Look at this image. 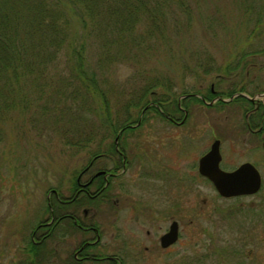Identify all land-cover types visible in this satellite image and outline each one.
Wrapping results in <instances>:
<instances>
[{"label": "rangeland", "instance_id": "1", "mask_svg": "<svg viewBox=\"0 0 264 264\" xmlns=\"http://www.w3.org/2000/svg\"><path fill=\"white\" fill-rule=\"evenodd\" d=\"M263 2L196 0L190 28L178 35L171 30L167 31L169 37L153 33L148 38L145 26H137L132 34L139 42L135 43V38L132 40L129 35L119 51H115L116 38L112 48L109 40H104L106 50L100 48V43L92 48L87 40L88 63L97 71L93 78L104 93L105 86H109L105 95L112 122L137 119L144 106L163 101L174 103L184 93L209 94L211 85L224 92L223 97L227 99L246 77L264 89ZM127 41L131 47H125ZM99 53L107 58L97 59ZM65 61L62 58L61 70L51 72V85L37 97L38 101L32 100L29 108L20 107L4 124V136L0 139V264H15L20 247L30 243L33 227L48 216L47 196L55 200L49 194L50 189L56 188L62 193L67 169H76L81 164V152L86 149L70 143L85 136L82 132L90 130L96 134L94 127L102 124L98 108L90 110L81 105L83 91L68 66H64ZM70 80L73 83L68 87L61 86ZM145 85L151 89L133 105V98ZM60 86L65 91L55 90ZM72 89L76 92H71ZM238 101L233 99L227 105L208 108L194 99L183 100L190 112L181 131L162 123L158 111L151 107L144 115L145 121L132 132L129 151L137 157L142 155L146 164L157 170L165 159L176 169L202 154L212 138L222 137L223 157L239 162L242 144L238 137ZM123 114L130 116L129 119H119ZM182 131L190 135L192 143L184 136L175 138L183 135ZM89 137L98 139V136ZM182 140L186 141L181 143ZM171 141L173 149L169 145ZM192 155L193 159L188 158ZM141 171L134 169L138 174ZM171 174L167 177H173ZM155 181L156 185L148 191L156 195L150 194L148 198L154 199L157 206L159 181ZM197 181L198 191L181 189L182 224L185 225L180 243L161 257L149 254L146 261L144 255V259L139 257L134 264H254L255 255L259 254L264 264V222L255 226L250 221L243 222L242 226L238 212L225 211L230 206L244 207L243 211L250 202H264V187L255 196L223 199L200 176ZM58 246L62 248L61 243ZM248 251L252 256L246 254Z\"/></svg>", "mask_w": 264, "mask_h": 264}, {"label": "flooded vegetation", "instance_id": "2", "mask_svg": "<svg viewBox=\"0 0 264 264\" xmlns=\"http://www.w3.org/2000/svg\"><path fill=\"white\" fill-rule=\"evenodd\" d=\"M253 82L246 77L227 99L223 97L224 92L215 90L211 85L209 94L189 92L174 103L163 101L146 105L137 119L117 121L113 134L97 135V142L92 146L94 149L81 152L83 160L79 167L67 169L62 193L56 188L50 189L49 194H53L55 200L51 201L50 195L47 196L48 216L33 227L30 243L20 247L15 264H134L144 255L149 261V254L156 253L161 257L173 251L180 243L185 225L182 224L181 189L184 188L185 192L189 191L188 188L198 191L200 176L215 190L213 183L199 172V161L216 140L221 157L219 167L223 171L232 172L248 163L260 176V186L254 193L225 197L215 190L217 195L233 199L259 194L264 187V89ZM187 99L197 100L201 106L208 108L227 105L233 99L239 100L238 137L242 150L238 152L237 159L241 161L223 157L222 137L212 138L210 144H205L202 154L176 169L165 159L157 170L147 165L142 155L137 157L129 151V139L145 121L144 115L151 107L158 111L162 123L169 124L172 130L181 131L190 112L189 105L182 103ZM181 133L183 135L175 137L177 140L183 136L190 139V135ZM188 141L191 142V139ZM202 144H199L201 148L204 147ZM169 145L174 148L173 141ZM188 158L193 159V155ZM135 168L138 172L143 169V172L138 174L134 172ZM169 173L173 177H167ZM155 180L159 181L158 208L155 200L148 198L150 194L156 195L148 191L156 185ZM138 192L143 196L136 195ZM203 202H206L205 198ZM242 209L244 207L230 206L225 211L238 212L242 226L243 222L250 221L254 226L264 222V202H250L245 210ZM60 243L62 248L58 246ZM246 254L252 256L250 251ZM260 260V254L255 255L254 264H262Z\"/></svg>", "mask_w": 264, "mask_h": 264}, {"label": "trees", "instance_id": "3", "mask_svg": "<svg viewBox=\"0 0 264 264\" xmlns=\"http://www.w3.org/2000/svg\"><path fill=\"white\" fill-rule=\"evenodd\" d=\"M195 3L196 0H0V139L11 114L20 107H31L32 100L38 101L37 97L51 85V72L61 70V60L66 58L64 66H68L83 91L81 105L90 110L98 108L102 123L94 127L96 134L82 132L85 136L70 144L92 149L97 141L89 136L113 134L118 124L107 112L109 86H105L104 93L93 78L97 71L88 63L86 41L92 48L100 43V48L106 50L104 40H109L112 48L116 38L115 51H119L129 35L139 42L132 32L142 25L148 38L153 33L169 37L167 31L171 30L178 35L192 26ZM130 45L127 41L125 47ZM115 51L109 50L113 54ZM99 58L107 57L99 53ZM69 83L73 82L66 81L61 86L68 87ZM61 86L55 90L65 91ZM146 86L133 98V105L151 89ZM129 117L123 114L119 119Z\"/></svg>", "mask_w": 264, "mask_h": 264}, {"label": "water", "instance_id": "4", "mask_svg": "<svg viewBox=\"0 0 264 264\" xmlns=\"http://www.w3.org/2000/svg\"><path fill=\"white\" fill-rule=\"evenodd\" d=\"M218 141H214L207 154L199 161V172L206 176L216 191L225 197L254 193L260 186V176L252 165L246 163L232 172L219 167L220 153Z\"/></svg>", "mask_w": 264, "mask_h": 264}]
</instances>
